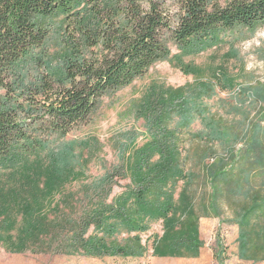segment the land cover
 <instances>
[{
  "label": "trees",
  "instance_id": "1",
  "mask_svg": "<svg viewBox=\"0 0 264 264\" xmlns=\"http://www.w3.org/2000/svg\"><path fill=\"white\" fill-rule=\"evenodd\" d=\"M167 3L0 0V249L139 258L152 240V256L197 257L201 219L213 217L237 226L240 259L264 261V81L213 102L234 90L221 67L196 84L150 86L133 105L145 140L119 141L118 163L93 178L76 151L92 145L67 138L171 41L232 49L241 31L264 26V0ZM53 38L70 48L56 64ZM155 223L162 233L145 238Z\"/></svg>",
  "mask_w": 264,
  "mask_h": 264
},
{
  "label": "rangeland",
  "instance_id": "2",
  "mask_svg": "<svg viewBox=\"0 0 264 264\" xmlns=\"http://www.w3.org/2000/svg\"><path fill=\"white\" fill-rule=\"evenodd\" d=\"M167 1V5L175 9L173 0ZM63 19V16L53 17L52 25L62 23ZM52 31L58 33L54 27ZM239 36L240 41L232 49L230 44L226 43L213 45L195 53L179 48L171 41L170 54L166 58L157 61L144 75L136 78L129 85L105 94L93 112L91 120L67 135L68 139L85 140L92 145L90 150L76 149L87 162V178H93L118 163L119 141L126 139L128 135L137 136V145L143 143L146 133L145 120L133 109V105L135 101L146 95L150 86L177 88L196 84L212 79L215 70L221 67L226 69L228 75L235 80L234 90L219 92L216 98L210 100L213 102L218 97H228L247 80L264 81V26L257 25L252 29H245ZM59 39L53 38L49 44L54 64L70 51L69 46L63 41V43L58 42ZM216 109L217 107L214 108ZM199 128L200 124L197 123L192 127V131ZM200 232L203 246L197 257L152 256V240H150L149 252L139 258L120 256L96 258L30 251L14 253L1 248L0 264H264V261L253 262L238 257L236 225L222 223L219 218H202ZM153 233L158 235L162 233L160 223H155L144 237ZM221 246L227 249L224 261H219L216 257V251L219 252Z\"/></svg>",
  "mask_w": 264,
  "mask_h": 264
},
{
  "label": "built area",
  "instance_id": "3",
  "mask_svg": "<svg viewBox=\"0 0 264 264\" xmlns=\"http://www.w3.org/2000/svg\"><path fill=\"white\" fill-rule=\"evenodd\" d=\"M260 35H261V34H260ZM260 35H259V36H260ZM256 38H257V37H256Z\"/></svg>",
  "mask_w": 264,
  "mask_h": 264
}]
</instances>
